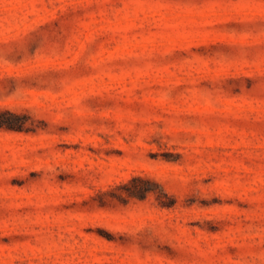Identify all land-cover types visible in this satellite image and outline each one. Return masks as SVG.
I'll return each instance as SVG.
<instances>
[{"label":"rangeland","instance_id":"1","mask_svg":"<svg viewBox=\"0 0 264 264\" xmlns=\"http://www.w3.org/2000/svg\"><path fill=\"white\" fill-rule=\"evenodd\" d=\"M41 18L72 22L57 54L21 51ZM0 102L45 121L0 130V264H264V0H0Z\"/></svg>","mask_w":264,"mask_h":264},{"label":"trees","instance_id":"2","mask_svg":"<svg viewBox=\"0 0 264 264\" xmlns=\"http://www.w3.org/2000/svg\"><path fill=\"white\" fill-rule=\"evenodd\" d=\"M66 18H41L38 23L36 30L31 34V40L21 47V51L26 53H32L36 51V47H46L48 53L57 54L60 49L68 42V31L71 27L72 22L62 23L61 20ZM33 40V42H31ZM209 54L215 53L216 51L221 53H231V54H242V51L248 48H238L236 43L227 44L224 42H218L207 47ZM13 63L23 62L22 58L17 60H10ZM52 69V68H49ZM30 69H26L28 72ZM2 76L4 79V86L14 90L18 89H28V88H46L49 81H53L59 77L58 70H40L36 69L31 73L18 72L16 75L8 76L9 72L5 71ZM216 79L207 78L201 82V88L207 89V87H220L225 90H229L232 93H236L241 85H247L257 82L252 76L248 75H221L215 76ZM10 80V82H9ZM39 85V86H38ZM38 86V87H36ZM4 88V87H2ZM3 100V99H1ZM36 111L39 116L36 119ZM40 109H36V103L18 102L12 104L0 102V130L3 132H8L12 137H20L25 135L33 136L36 133V127H45V121L40 117ZM191 117L183 111L175 116L178 122ZM213 115L209 111H204L203 113L195 114V122L203 123L212 120ZM181 123V122H180ZM56 128L62 130L65 127L64 119L59 118L55 123Z\"/></svg>","mask_w":264,"mask_h":264}]
</instances>
